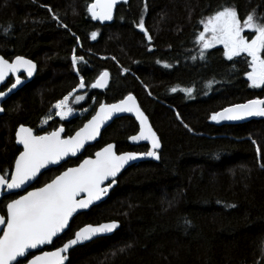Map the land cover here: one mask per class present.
<instances>
[{"label": "trees", "instance_id": "trees-1", "mask_svg": "<svg viewBox=\"0 0 264 264\" xmlns=\"http://www.w3.org/2000/svg\"><path fill=\"white\" fill-rule=\"evenodd\" d=\"M92 1L0 0V54L8 60L23 56L37 65L30 80L2 103L0 173L12 169L20 151L14 138L19 125L37 134L62 126L64 135H71L101 102L133 93L160 138V159L126 168L107 198L76 215L51 247L84 224L117 220L119 229L74 248L66 264H262L264 119L222 124L210 117L228 105L264 99V86H249L245 54L228 60L223 46L215 45L201 58L196 36L201 19L216 6L234 4L244 18L253 10L264 15V0H128L103 25L87 12ZM141 19L151 43L137 27ZM244 34L250 38L254 33ZM74 49L84 58L80 75L72 67ZM102 71L109 73L108 84L91 88ZM81 75L86 87L73 95L85 94L77 108L87 110L62 120L52 106L72 92ZM187 88L190 95L182 91ZM137 130L132 117L115 118L99 141L45 171L34 185L109 142L118 152L145 150L146 145L128 142ZM15 196L0 199L3 215Z\"/></svg>", "mask_w": 264, "mask_h": 264}, {"label": "snow or ice", "instance_id": "snow-or-ice-1", "mask_svg": "<svg viewBox=\"0 0 264 264\" xmlns=\"http://www.w3.org/2000/svg\"><path fill=\"white\" fill-rule=\"evenodd\" d=\"M116 4L117 0H94L87 5V12L93 20H111L113 7ZM48 11L51 12L52 9L49 8ZM52 19L58 21L56 15H53ZM200 23L203 25V31L196 36V43L201 47V58L204 57L205 50L213 48L216 44L223 45V55L228 60L245 54L250 58L247 61L250 71L246 73L247 80L250 82L249 86L252 88L264 86V56L261 55L264 52V15H258L253 10L241 18L234 4H221L216 6L207 17L202 18ZM60 26L67 28L64 24ZM137 27L151 43L152 37L146 30L143 19ZM246 29L250 34L254 33L250 39L242 35ZM96 37L97 33L92 32L91 38L95 40ZM76 40L77 43L80 42L79 37H76ZM83 59L75 54L74 49L72 67L77 70V75H80L78 68ZM165 67L169 65L166 64ZM21 69L27 73L28 77H31L37 65L32 60L19 55L11 62L0 57V82H4L9 74L16 76L15 83L11 84L8 92L21 84V78L17 75ZM108 78L109 73L102 71L90 87L104 88ZM85 87L86 82L81 75L79 84L73 88L72 92L52 106L55 115L62 120L70 115L73 110L69 106V97L76 92L77 88ZM171 91L175 92L177 89L172 88ZM182 91L189 95L192 93L191 88L182 89ZM5 95V92L0 91V97ZM83 99L84 96L75 97L76 102ZM3 111L4 109L0 108V112ZM116 113L135 114L140 129L138 134L131 136L130 139L149 141L151 148L147 153L118 155L114 151V145L107 144L95 153L94 159H84L78 166L67 168L50 182H45L42 187H35L32 191H26L24 195H18L16 190L31 187V182L39 179L42 169L59 166L61 162H66V157H76L89 141L96 139L100 134L101 126L111 120ZM252 116L264 117V99H253L244 104L225 107L219 112H214L210 118L220 122L236 121ZM48 119L51 117L45 119L44 123H47ZM185 127L187 128L188 125L185 124ZM64 131L61 127L44 135H37L31 128L23 125L16 130V143L22 145L23 150L15 158L14 168L6 175H0V193L18 195V198L11 199L7 203L6 216L0 215V225L3 226L0 227V233H2L0 234V264H23L24 261L27 264H65L70 249L91 241L99 235L113 232L118 224L113 221L97 226L86 225L75 231L74 238H69L61 247H56L53 251H42L41 246L53 245L55 239L71 227L70 221L74 214H78L81 209H89L95 202L106 196L109 189L117 183V174L130 161H135L143 155L160 159L156 151L161 146L160 142L149 126L148 118L131 93L114 104L101 102L95 115L75 135L62 136ZM252 142L256 143L255 140ZM256 152L260 157L259 147L256 148ZM30 250H37L40 254L35 255ZM29 256L31 259H28Z\"/></svg>", "mask_w": 264, "mask_h": 264}, {"label": "water", "instance_id": "water-1", "mask_svg": "<svg viewBox=\"0 0 264 264\" xmlns=\"http://www.w3.org/2000/svg\"><path fill=\"white\" fill-rule=\"evenodd\" d=\"M128 1V0H127ZM94 2V0L91 2V3H93ZM121 2H125V0H117V4L113 7V13H112V16H114V13H115V9H116V7H117V5L119 4V3H121ZM112 20H113V18L111 19V20H105V21H100V20H94V21H96V22H98L99 24H109V23H111L112 22ZM0 57H3L1 54H0ZM4 58V57H3ZM6 59V58H5ZM8 60V59H7ZM12 60H14V59H12ZM12 60H9V62H11ZM34 63V62H33ZM35 72V71H34ZM17 75H19L20 76V78H21V84H19V85H17V87L15 88V89H12V91L11 92H8V88H10L11 87V84H13V83H15V79H16V76H13V75H11V74H9L6 78H5V81L4 82H0V91H3V92H5L6 93V95L4 96V97H0V108H3L2 107V103L11 95V94H13L14 92H16L19 88H21L25 83H27L29 80H30V78L31 77H28L27 76V73L26 72H24L23 71V69H21L18 73H17ZM23 75H25V76H23ZM13 78V81H12V83L10 84V85H8L5 89H1V87H2V85L3 84H5L6 83V81L9 79V78ZM108 81H109V78H108ZM95 82V81H94ZM108 84V83H107ZM106 87V86H105ZM104 87V88H105ZM98 89H103V88H98ZM129 94V93H128ZM128 94H126L125 96H127ZM135 98H136V96L133 94V93H131ZM124 96V97H125ZM124 97H122L121 99H123ZM121 99H118V100H116V101H114V102H110V103H105V104H114V103H117L119 100H121ZM250 100H253V99H250ZM247 101H249V100H247ZM247 101H245V102H241V103H236V104H244V103H247ZM136 102H137V104L139 105V107H140V109H141V111L145 114V112L143 111V109L141 108V106H140V104H139V102H138V99L136 98ZM232 105H235V104H232ZM232 105H228V106H226V107H230V106H232ZM99 108V105L97 106V108L95 109V111H94V113L86 120V121H84L83 122V124L78 128V129H76L71 135H75V133L77 132V131H79V129L80 128H82L83 126H84V124H86L91 118H92V116H94L95 115V113H96V110ZM225 108V107H224ZM223 109V108H222ZM222 109H220L219 111H221ZM219 111H217V112H219ZM3 114V112H0V115H2ZM122 116H129V117H132L135 121H136V123H137V125H138V130H137V132L136 133H134L133 135H137L138 134V132H139V129H140V126H139V121H137L136 120V117H135V114L134 113H116V114H114V116L112 117V119L111 120H109V121H107L104 125H102L101 126V129H100V134L96 137V139L95 140H91V141H89L86 145H85V147L83 148V149H81V152L80 153H78L77 154V156L76 157H78V156H80L83 152H84V150H85V148L87 147V146H90V145H93L94 143H96L97 141H99V139H100V136H101V133H102V131L115 119V118H118V117H122ZM145 116L148 118V116L145 114ZM257 117H259V116H252V117H245L244 119H241V120H236V121H220L219 123H222V124H240V123H244V122H247V121H249V120H251V119H254V118H257ZM261 118H263L264 119V117H261ZM148 124H149V126L152 128V130L156 133V131L154 130V128L152 127V125H151V123H150V120H149V118H148ZM21 125H23L24 127H28V128H31V127H29V126H27V125H24V124H21ZM21 125H19L17 128H16V130L21 126ZM62 126H60V127H58V128H61ZM32 129V128H31ZM57 129V128H56ZM33 130V129H32ZM55 130V129H54ZM53 131V130H52ZM52 131H50V132H52ZM33 132H34V130H33ZM15 133H16V131H15ZM35 133V132H34ZM45 133H47V132H44V133H41V134H37V135H44ZM36 134V133H35ZM64 134V132L62 133V136H64L63 135ZM133 135H131V136H133ZM68 136V135H67ZM67 136H65V137H67ZM130 136V137H131ZM156 136H157V139L159 140V142H160V145H161V141H160V138H159V136H158V134L156 133ZM130 137L128 138V142H129V144L130 145H132V146H137V145H140V144H145V145H147V150H144V151H136V150H126V151H121V152H118L117 150H116V146H115V143L114 142H109V143H106V144H104L103 146H101L100 148H98V149H96L94 152H93V154L92 155H89V156H85V157H83L77 164H75V165H73V166H68V167H66V168H64L63 170H61L57 175H59L62 171H65L67 168H69V167H76V166H78L79 165V163L80 162H82L84 159H87V158H95V153L97 152V151H99L100 149H102L103 147H105L107 144H113L114 145V151H116V153L119 155V154H122V153H138V154H143V153H147V151L151 148V144H150V142L149 141H132L131 139H130ZM14 138H15V143H16V135L14 134ZM17 144V143H16ZM19 147H20V151H22L23 150V146L22 145H19V144H17ZM162 146V145H161ZM161 146H160V148L159 149H157L156 151H157V154L159 155V150L161 149ZM20 151H19V153H20ZM19 153L16 155V157L19 155ZM15 157V158H16ZM70 158H75V157H66L65 158V161L66 160H68V159H70ZM146 160H150V161H158L157 159H154V158H151V157H148V156H146V155H143V156H140L138 159H136L135 161H130L129 162V164H127V165H125V167L123 168V169H121V171H120V173H118L117 174V178H118V176L126 169V168H128L129 166H131V165H133V164H135V163H138V162H142V161H146ZM14 162H15V159H14V161H13V166H12V168H14ZM63 162H61V164H62ZM60 164V165H61ZM56 167H58V166H50L49 167V169L50 168H56ZM45 171V169H42L41 170V173L42 172H44ZM0 175H2L1 173H0ZM57 175H55V176H57ZM55 176L52 178V179H54L55 178ZM9 179H10V177H9ZM51 181V180H50ZM50 181H48V182H50ZM35 182V181H34ZM34 182H31V185L34 183ZM106 184L108 183V182H105ZM116 185V184H115ZM115 185H113L112 186V188H110L109 189V192H108V194L106 195V196H104L100 201H97V202H95V204L94 205H97V204H99L100 202H102V201H104L106 198H107V196L109 195V193H110V191L113 189V187L115 186ZM43 185H41V186H38V187H42ZM33 188H35V187H26V189L25 190H16V192L18 193H20V195H24V194H26V191H32L33 190ZM4 195H7V193H0V198L1 197H3ZM16 198H18V196L17 197H15V198H13V199H16ZM10 202V201H9ZM8 203V202H7ZM7 205V204H6ZM94 205H92V206H90V208L91 207H93ZM89 208V209H90ZM89 209H81V210H79L78 211V214L79 213H81V212H86V211H88ZM5 212H6V214H7V209H6V206H5ZM6 214L4 215V216H6ZM78 214H74V217L76 216V215H78ZM0 215H2L1 213H0ZM73 217V218H74ZM72 218V219H73ZM72 219H71V221H72ZM71 221H70V224H71ZM113 221H115L117 224H118V227L115 229V230H113V232H111V233H107V234H103V235H99V236H97V237H95V238H93L91 241H93V240H95V239H97V238H100V237H104V236H109V235H112L117 229H119V227H120V223H119V221H117V220H108V221H102V222H99V223H87V224H84V225H82V226H80L79 228H77L75 231H78L80 228H82V227H85L86 225H93V226H97L98 224H101V223H109V222H113ZM0 227H3L2 225H0ZM75 231H74V233H75ZM74 233H73V235L70 237V238H74ZM0 234H2V233H0ZM61 235H63V234H61ZM69 239V238H68ZM67 239V240H68ZM67 240H65L63 243H65V242H67ZM91 241H87V242H84L83 244H80V245H77V246H74L72 249H70L69 250V252H68V259H69V253H70V251L71 250H73L74 248H76V247H78V246H81V245H84V244H86V243H89V242H91ZM62 243V244H63ZM62 244H60L59 246H57V247H61L62 246ZM47 247H49V246H41V250L42 251H53V250H55V248H51V249H47ZM33 254H35V255H39L40 254V252L39 251H37V250H30ZM28 259H31V256H29L28 257ZM68 259L65 261V264L67 263V261H68ZM23 264H27V262L26 261H24L23 262ZM262 264H264V261L262 262Z\"/></svg>", "mask_w": 264, "mask_h": 264}, {"label": "rangeland", "instance_id": "rangeland-1", "mask_svg": "<svg viewBox=\"0 0 264 264\" xmlns=\"http://www.w3.org/2000/svg\"><path fill=\"white\" fill-rule=\"evenodd\" d=\"M247 30V29H246ZM202 31H203V28H202ZM248 31V30H247ZM245 33V31L242 33V35H246V34H244ZM254 35V34H253ZM251 38V37H250ZM249 38V39H250ZM216 45H220V44H216ZM221 46H223V45H221ZM77 95H80V96H84V99L83 100H81V101H79V102H76V100H75V97L77 96ZM85 100V94H83V93H80V94H76V95H72L71 97H69V101H70V104H69V106L72 108V113L70 114V115H68L67 117H70V116H73L74 114H77V113H79V112H81V111H85V110H87V107L86 108H84V109H78L77 108V105L79 104V103H81L82 101H84Z\"/></svg>", "mask_w": 264, "mask_h": 264}, {"label": "flooded vegetation", "instance_id": "flooded-vegetation-1", "mask_svg": "<svg viewBox=\"0 0 264 264\" xmlns=\"http://www.w3.org/2000/svg\"><path fill=\"white\" fill-rule=\"evenodd\" d=\"M23 76H25V75H23ZM59 127H60V126H59ZM57 128H58V127H57ZM55 129H56V128H55ZM53 130H54V129H53ZM51 131H52V130H51ZM48 132H50V131H48ZM43 133H44V132H43ZM36 134H37V133H36ZM40 134H41V133H40ZM63 135H64V134H63ZM64 136H67V135H64ZM140 145H145V144H140ZM137 146H139V145H137ZM145 150H147V145H146V149H145ZM136 151H137V150H136ZM139 151H144V150H139ZM78 157H79V156H78ZM75 158H77V157H75ZM82 158H83V157H82ZM82 158H81V159H82ZM70 159H73V158H70ZM70 159H68V160H70ZM81 159H80V160H81ZM68 160H66V162H67ZM80 160H79V161H80ZM79 161H78V162H79ZM66 162H63L61 165H63V164L66 163ZM78 162H77V163H78ZM77 163H75V164H77ZM75 164H72V165H69V166H73V165H75ZM61 165H59V166H61ZM59 166H58V167H59ZM58 167H56V168H58ZM67 167H68V166H67ZM65 168H66V167H65ZM50 169H52V168H50ZM47 170H49V169H47ZM47 170H45V171H47ZM62 170H63V169H62ZM45 171H44V172H45ZM44 172H42V174H43ZM42 174H41V175H42ZM57 174H58V173H57ZM57 174H56V175H57ZM2 175H3V174H2ZM54 176H55V175H54ZM54 176H53V177H54ZM39 177H40V176H39ZM53 177H52V178H53ZM52 178H51V179H52ZM51 179H50V180H51ZM50 180H48V181H50ZM36 181H37V180H36ZM36 181H35V182H36ZM48 181H46V182H48ZM35 182H34V183H35ZM34 183L31 185V188H32V187H38V186H41V185H37V186H36V185H34ZM43 184H44V183H43ZM43 184H42V185H43ZM8 195H9V194L4 195L3 197L8 196ZM18 195H20L19 192H18ZM18 195H16L15 197H17ZM3 197H1L0 199H2ZM15 197H13V198H15ZM13 198H11V199H13ZM11 199H9L7 202H9ZM6 204H7V203H6ZM5 206H6V205H5ZM0 213H1V212H0ZM1 214H2V213H1ZM5 214H6V212H5ZM5 214H4V215H5ZM2 215H3V214H2ZM69 238H70V237H69ZM55 240H56V239H55ZM66 240H67V239H66ZM63 242H64V241H63ZM63 242H62V243H63ZM62 243H60V244H62ZM60 244H57V245L54 246V247H51L52 245H50L49 247H47V249L55 248V247L59 246Z\"/></svg>", "mask_w": 264, "mask_h": 264}]
</instances>
